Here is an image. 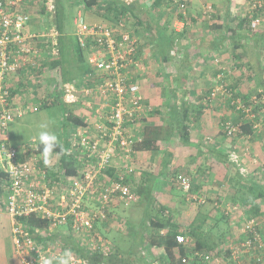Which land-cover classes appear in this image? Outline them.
Instances as JSON below:
<instances>
[{"label":"built area","instance_id":"obj_1","mask_svg":"<svg viewBox=\"0 0 264 264\" xmlns=\"http://www.w3.org/2000/svg\"><path fill=\"white\" fill-rule=\"evenodd\" d=\"M249 5L252 11L264 12V0H251ZM30 6L29 0H0V173L8 177L7 183L0 186L7 190L3 207L12 220V240L19 264H39V257L62 255L69 250L59 240L40 244L23 224V219L31 216L48 222L49 234L69 228L79 245L86 248L90 245L91 252L101 249L105 252L109 247V243L95 234V223L107 220L111 207L127 206L135 200L130 183L135 169L130 159L135 146L144 142L140 120L149 109L144 84L153 62V56L140 49L137 37L124 21L90 25L82 14L77 16L76 38L84 51L88 71L82 83L63 85L62 98L66 104L81 106V116L87 125L71 126L62 137L68 143V154L78 161L79 175L55 184L47 177V167L57 166L59 158L54 156L51 165L45 166L42 156L36 154V145L13 147L8 135L14 122L30 110H39L34 95L36 71L49 56L58 54L56 32L30 28L35 18L40 19ZM205 10L209 13L213 9L207 5ZM263 19L264 13L251 21V28L257 29ZM215 61L220 63L218 59ZM223 72L218 79L232 74L230 70L227 74ZM10 88L17 92L12 93ZM219 95L231 99V104L237 105V110L243 111L247 119L257 118L252 113L253 107L248 108L241 98L235 99L224 85L217 83L211 101ZM250 100L259 102L256 95ZM226 127L228 135L235 130L230 122ZM254 128L258 132L264 130V115ZM28 153L30 158L23 159ZM174 182L188 194V201L198 206L207 204V196L192 192L191 178L178 175ZM89 201H94V205H89ZM225 212L234 221L245 220V210L239 206L228 204ZM244 222L242 231L251 233L253 241L233 246L234 259L250 252L253 246L256 250L264 249V236L257 230V220ZM177 241L189 243L181 235ZM71 253L73 264H88L79 254ZM196 256L199 264H223V260L211 258L210 254ZM256 261L264 264V256H258Z\"/></svg>","mask_w":264,"mask_h":264},{"label":"trees","instance_id":"obj_2","mask_svg":"<svg viewBox=\"0 0 264 264\" xmlns=\"http://www.w3.org/2000/svg\"><path fill=\"white\" fill-rule=\"evenodd\" d=\"M47 1L48 0H30V3L34 2V4L38 6V15L40 17L49 19L52 15L48 12V7L46 6ZM79 1L86 9L91 10L98 8L103 0ZM151 1L152 4L150 8H147L146 10H143L141 6L136 4L139 2L127 4L123 1L119 2L120 4H113V6L108 9L111 24H117L120 20L124 21L129 30L137 37L140 49L144 48L146 45L155 43L151 42L153 40L146 41L142 38L143 35L141 34H147L146 28H144L142 24V17L145 13H159L158 10H161L163 6L169 8L168 11H170V9L172 10L173 7H177L179 17L185 26H188L187 23L190 19L191 23L198 21L196 18L192 17V14L188 13V6L190 4L188 0ZM250 1L251 0H246L247 14L245 15L246 18L243 20L240 19L241 21L236 17L233 18V15L230 17L229 22L226 18L221 20L222 14L216 12L214 5H211L213 10L209 13L206 12L205 8L202 10L201 19L208 24V29L215 31L220 39L221 44H215V50L220 51L221 49L222 53L223 48L226 49V47L230 46L229 49L231 50L232 58L230 57L229 59L233 60L232 67L239 71L237 74H227V71L224 68H228V63L222 61L218 64L220 68L217 66L218 69H216L214 77L215 81L224 85V87L232 93L235 99L241 98L248 108L253 107L254 109H252V113L257 115L255 120L247 119L246 114H244L243 111H238L237 105L233 106L231 104V99H227L226 106L237 114V118H235L234 121H231L230 119L227 120L226 118L222 119L223 124H221V131L224 136L229 137V139L232 140L245 137L246 140H249L248 147L257 158L258 168L256 170L248 172V175H244V173L241 175V172H239V175L233 177L232 181H235V184H231L230 187L236 188L237 191L234 194L235 196H233L234 200L231 201V204L234 203L233 205L236 204L235 206H239L245 210V220L256 219L259 224L257 230L264 236V214L262 212V205L260 202L262 200L264 201V142H262L260 138L261 133H258V131L254 128L255 123L262 118L261 113L264 112V75L261 77L260 74L255 77L252 64L247 62L248 56L244 46L241 44V37L239 38L242 27H245L249 23L247 28H250L253 32L255 44L260 45V47L264 50V37H258L261 25L257 29L251 28V21L258 16H262V13L264 12L261 13L259 10L252 11L251 5H249ZM63 4L64 3H60V1L57 2L53 13L54 19L49 21V27L51 28L54 26L59 32L63 31L64 26L62 18L64 15ZM227 13L228 11L225 13L226 17ZM234 16L237 15L235 14ZM217 18H219L222 22H216ZM49 27L46 25V29L44 28V30L50 31L48 30ZM156 27L159 31L161 30L162 33L160 34L161 39H159L156 43L157 52L155 51V55L162 58L161 60L165 63L166 69L170 70L168 75L159 71L157 76L160 77L161 75H165L167 76L165 79L170 82V80L174 79L172 71L174 70L175 59V56H171L170 51H175L177 30L172 28L170 24H166L164 28H160L158 26ZM41 30L42 29H40V31ZM247 31H249V29H247ZM185 33L186 31L182 34L180 33L181 35H178L183 36ZM226 50H228V48ZM85 61L87 62L84 51L81 49L77 38L72 41V43L68 44H66L64 40H61L58 46V54L55 56H49L48 61L42 66V68L36 71L38 72L37 77H35L36 74L34 75L36 80L35 92L39 93L40 97H42L40 100L42 107L49 108L59 105L62 102L66 108L64 117L66 130L63 133V136L66 135L67 129L71 126L87 125L85 119L81 116V106L79 104H66L62 98V87L64 84L82 83L79 75H82L83 73L85 74V72L88 71L86 70ZM228 62L230 63V61ZM41 70L50 71L52 75L50 83H47L46 79L44 80V86H41L39 81L42 72ZM223 71L226 72L227 76L224 79H218V75L224 73ZM147 79H149L150 82L154 81L149 77ZM155 80V82L149 84L151 88H156L159 84H161L160 80ZM255 81H258L259 83L256 84ZM45 83L47 84V87L43 88L45 87ZM242 83L246 85H252L255 83L256 87L261 86L263 88L261 90L262 93H260L256 88H252L253 90L249 88L245 91L246 93L242 92L239 89ZM52 85L53 89L50 90ZM215 87L216 86L214 85L208 90V97L211 96ZM14 89L15 88L11 89L12 93L15 91L17 92V90ZM163 91H165V89L162 90V92ZM172 91L175 93V89ZM253 95H256L257 99H259L257 104H255V101L250 100ZM173 97H176V95ZM220 100H226V98L219 95L217 99L213 100V102H220ZM221 105L223 104L221 103ZM170 107V121L168 127L163 130V133L156 129H144V142L136 145V150L151 149L157 141L165 137V139H170L173 135H178L183 143L190 141V129L192 127V122L197 118L195 117V114L200 116L204 112V105L200 104V106L190 107L187 102H184L179 107L175 104ZM74 109L79 112L76 113ZM154 113L156 114L159 112L158 110H154L153 114ZM144 120V118H141L140 121L143 123ZM229 122L235 129L231 135H228L226 127ZM60 143L63 148V152L57 149V154L54 155L59 158L58 165L47 167V177L49 181L55 184H61L63 178H70L79 175L78 161L68 154V143L63 142L62 139H60ZM36 145H38V143ZM36 154L41 155L38 150H36ZM30 156L31 154L28 153L23 156V159L28 160ZM171 156H168L169 158L165 161V166L167 168L168 165H170ZM230 160L232 161V159ZM229 165H232V163L230 162ZM111 171L113 172L115 170ZM110 172L108 174L112 175ZM177 176L178 175L176 174L173 175V181ZM7 180L8 177L5 174L0 173V185L7 183ZM130 183L136 197L133 203L125 206L124 208L135 209L136 215L133 216V219L132 217L130 218L131 223L129 222L128 225L130 228L127 227V234L122 231V228L115 229L110 226L112 223H115L114 221L120 222L118 225H122L121 223H123L122 220L115 219V215L112 213V208L114 207L110 208L107 220H98L95 223V234L101 236L105 242L109 243V247L105 252H103L102 249L91 252L90 245H88L87 248L81 247L77 240H74L72 230L67 228L63 231L64 236L62 238L65 247L69 248L72 252L79 254L88 262V264H136L133 256L137 255L142 248L150 252H155L161 256L155 264H199L200 260L196 256L197 253L210 254L211 258L218 257L223 260V264H256L258 256H264V249L256 250L255 246H253L250 252L242 254L234 259L232 247L241 246L242 243L249 240L253 241V236L251 233H245L242 231V226L246 224V222H244L245 220L242 219L234 221L231 215L226 214L225 207L220 209V218L217 220L211 218L209 219L208 217L205 218V220L202 219V222L201 219H197L187 226L174 224L171 216L167 213L169 210L168 208L161 206H158V208L156 207L157 202L152 198L153 192H150L154 190V184H152L151 187L146 186L143 189L141 188V190H138L136 193L137 186L132 184V180ZM195 191L196 189L194 190L193 188L192 192ZM6 192L7 190L0 186V208L4 206V200L1 202V198L6 197ZM94 203V201L88 202L89 205H94ZM120 206L124 205L120 204ZM214 209V215H217V213L219 214L218 207L216 206ZM209 221H211V224H209ZM233 222H235V224H233ZM23 224L40 244H44L50 240H58L57 237L63 234H61L60 231L56 232V234H49L48 222L35 216L23 219ZM220 224H224V228L221 227ZM43 232L45 235H43ZM180 235L189 240L187 245L180 244L177 241V237Z\"/></svg>","mask_w":264,"mask_h":264},{"label":"crops","instance_id":"obj_3","mask_svg":"<svg viewBox=\"0 0 264 264\" xmlns=\"http://www.w3.org/2000/svg\"><path fill=\"white\" fill-rule=\"evenodd\" d=\"M58 1L64 3L65 0L47 1L46 6L52 17L49 19L40 17L38 20L35 18L30 27L32 30L40 31V29H44L46 25L49 27V21L54 19L53 13ZM74 1H76V4L80 9L77 16L82 14L85 17L86 22L90 25L111 24L108 9L112 7L113 4H120L119 2L121 1L127 4L139 2L136 4L141 6L143 10L150 8L152 4L151 0H103L98 8L89 10L86 9L79 0ZM188 1L190 3L188 6V13L192 14V17L198 20L191 23L190 19L187 23L188 26L180 25L183 24V21H181L179 17L177 7H173L172 10L170 9V11H168L169 8L163 6L161 10H158L159 13H145L142 17V24L144 28H146L147 33L145 35L144 33L141 34L143 35L142 38L146 41L153 40L151 42H155L154 44L151 43L150 45L144 46L142 49L154 57L153 59H155L158 68L163 69L160 70L163 74L167 73L168 75L170 70L166 69L165 63L161 60L162 58L155 55V51L157 52L156 43L161 39L160 34L162 33V31H159L156 26L164 28L166 24H170L172 28L177 30L175 42L176 48L175 51H170L171 56H175L174 70L172 71L174 79L170 80L172 84L169 80L165 79L167 76L161 75L158 77L161 84L156 88H151L149 86V84L156 80L149 81L148 85L145 84L144 86L145 101L149 109L145 115V120L142 123L143 130L156 129L163 133V130L169 125L170 106H173L174 104L178 107L184 102H187L190 107L200 106L201 104L205 107L204 112L200 116L195 114V117L197 118L192 122V127L190 129L191 139L189 142L183 143L178 135H173L170 139H165V135V138L157 141L151 149L136 150L130 159V163L135 169V173L132 177V184L137 186L136 193L138 190L140 191L141 188L143 189L146 186L151 187V185L154 184V190L150 192H153L152 198L157 202L156 207L158 208V206H161L168 208L169 210L167 213L171 216L173 223L186 226L197 219H201V222L202 219L205 220V218L208 217L209 219H219L221 212L220 209L231 204V201L234 200L233 196H235L234 194L237 190L234 187H230L231 184H235V181H232L233 177L239 175L241 169H244V175H248V172H252L258 168L257 158L248 147L249 140H246L245 137L232 140L222 134V119L226 118L227 120L230 119L231 121H234L235 118H237V114L226 106L227 99L220 100V102L211 101L210 97H208V90L214 85H217L214 78L217 69L213 64L215 58H223V61L228 63L229 66L228 61H230V56L228 54L231 53V50L229 49L230 46L226 47L228 50L223 48L222 53L221 49L220 51L215 50L216 45L214 42L219 39L218 35L215 31L208 29V24L201 19L202 10L207 5H214L216 12L222 14L221 20L226 18L229 22L232 15L233 18L236 17L239 20H243L246 18L245 15L247 14L246 0ZM30 4L34 10L38 11V6L35 5L34 2H31ZM227 11L228 13L226 17L225 13ZM235 14L237 16H234ZM37 15L38 13L36 16ZM76 18L77 17H75L73 21L71 32H67L65 25L63 26L62 32H59L54 26H52L51 29L50 27L48 28V30L54 31L58 34V46L61 40H64L66 44L72 43V41L76 40ZM221 20L217 18L216 22L220 23L222 22ZM248 25L242 27L239 38L241 37V44L244 46L248 56L247 62L252 64L255 77H257L258 74H261L262 77L264 75V50L260 45L255 44L253 32L250 28H247ZM247 29H249V31H247ZM184 31H186V33L183 36L178 35L180 33L182 34ZM259 33L258 37H264V20L260 26ZM250 49L252 51L254 50L253 53ZM230 55H232V53ZM252 56H254V61L252 60ZM85 64L86 70H88L86 61ZM85 74L83 73L82 75H79L80 80H82ZM148 77L151 78L150 76ZM255 82L256 84L259 83L258 81ZM256 84H250V86L242 83L239 89L242 92L247 91L249 88H256L258 91H261L263 88L261 86L256 87ZM164 89L165 91L162 92ZM174 89L175 93L172 91ZM174 95H176V97H173ZM221 103L223 105H221ZM154 110H158L159 113L153 114ZM75 112L78 113L79 111L75 110ZM261 115L263 116L264 112H262ZM258 133H261L262 137L260 136V138L262 142H264V130ZM62 137H64L63 134ZM168 156H171V162L167 168L165 166V161L169 158ZM229 156L232 161L229 159ZM230 162L232 165H229ZM174 174L190 177L193 182V188L194 190L196 189L194 194L207 196V202L209 203L198 206L195 203L188 201V194L174 183ZM260 202L264 214V201L262 200ZM216 206L219 209V214L217 213V215H214V208ZM112 213L115 215V219L122 220V225L118 226H122V231L127 234V227H129V222L131 223L130 218L132 217L133 219V216L136 215L135 209H128L117 205L112 208ZM1 214L2 213H0V223H5V218L7 219V234L12 241L11 243L15 256L12 255L11 257L6 258L7 250L4 248V245L0 244V260H6L7 264H19L12 240V220L5 210V215L2 214L5 218H3ZM209 224H211V221H209ZM110 226L116 228L114 227L115 224ZM118 229L121 228L118 227ZM2 233L3 228L0 225V241H3ZM1 254L5 256L3 257ZM160 257L161 256L157 255V258L152 260L153 262H151V264L157 263V260Z\"/></svg>","mask_w":264,"mask_h":264},{"label":"rangeland","instance_id":"obj_4","mask_svg":"<svg viewBox=\"0 0 264 264\" xmlns=\"http://www.w3.org/2000/svg\"><path fill=\"white\" fill-rule=\"evenodd\" d=\"M63 5H64V10H63L64 15L62 16L63 23L66 26L67 32H71L72 27H73V21H74L75 17H77L78 11L80 9H79V6L76 4V1H74V0H65ZM30 10L34 11L35 14L38 13V11L34 10V8H32L31 6H30ZM232 13H233V11H232ZM71 40H74V39H71ZM214 43L215 44H221L220 39H218ZM253 51L251 50L252 53H253ZM230 54H228V55L231 57ZM216 59H218L220 62L223 61V58H221V57H217ZM252 60L254 61V56H252ZM232 63H233V60L230 59L229 66H228V68L226 67L225 70L226 71L230 70V71H232V73H235V74L239 73L238 70H235V68L232 67V65H233ZM213 64L216 68H217V66H219L216 61H214ZM219 68H220V66H219ZM160 70H163V69H159L157 63L155 62V59H153V62H152L151 66L148 70V76H150L151 79H153V80H155L156 78L158 79L157 75H158ZM166 75H167V73H166ZM51 77H52V75H51L50 71H42L41 76L39 78L41 86H44V80L45 79H46L47 83H50ZM148 82H149V79L145 81V84L148 85ZM46 87H47V84L45 83V87H43V88H46ZM24 93H26V92L21 91V94H24ZM34 95L36 96L35 100L37 102V105L40 107L39 110L38 111L30 110L28 113L25 114V116L22 119H19L16 122H14L8 130L10 144L13 147L20 148L22 146L30 147L31 145H36L38 143V140L36 138V134L40 130L39 126L43 123H47L49 125V130L55 132V134L59 137V139H62V134L66 130V127H65L66 122L64 119L65 113H66V108L64 107L63 103L61 102L59 105L49 107V108H43L41 105V102H40V100L42 98V97H40V94L35 93ZM3 199L4 198H1V202L3 201ZM123 207H125V205ZM0 213L4 214V207L0 208ZM4 215H2L3 218H5ZM6 221H7V219L5 218V223H0V225L3 228V233H2L3 234V238H2L3 241H0V244L4 245V248L7 250L6 251V255H7L6 258H9L12 255L15 256V254H14L13 246L11 243L12 241L7 234V229H6L7 223H6ZM114 222L115 223H112L111 225L115 224V227H116L115 229H118V227L122 228V226H118V223H120V222H117V221H114ZM220 226L224 228V224L223 225L220 224ZM63 231H65V230H62L60 233L61 234L63 233V234L61 236L57 237V239L59 241H61L62 243H63L62 237L64 236ZM75 239H77V238L74 237V240ZM1 255L3 257L5 256L3 254H1ZM157 255L158 254L155 252H152V251L150 252V251H147V250L142 248L141 251L137 255L133 256V259L135 260L136 264H151V262H153L152 260L157 258ZM0 264H7L6 260H4V261L0 260Z\"/></svg>","mask_w":264,"mask_h":264},{"label":"clouds","instance_id":"obj_5","mask_svg":"<svg viewBox=\"0 0 264 264\" xmlns=\"http://www.w3.org/2000/svg\"><path fill=\"white\" fill-rule=\"evenodd\" d=\"M40 130L36 134L38 145L36 149L40 152L45 166H50L54 155L57 154V149L63 152L59 137L55 132L49 130V125L43 123ZM32 147V145H31ZM244 169H241V174ZM39 264H73V256L71 250H65L62 255H49L46 257H39Z\"/></svg>","mask_w":264,"mask_h":264}]
</instances>
